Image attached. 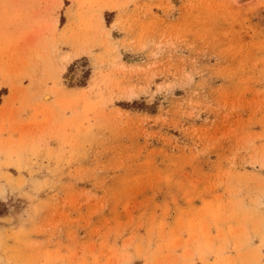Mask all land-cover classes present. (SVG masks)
Segmentation results:
<instances>
[{"label":"rangeland","instance_id":"374dc122","mask_svg":"<svg viewBox=\"0 0 264 264\" xmlns=\"http://www.w3.org/2000/svg\"><path fill=\"white\" fill-rule=\"evenodd\" d=\"M0 264H264V0H0Z\"/></svg>","mask_w":264,"mask_h":264}]
</instances>
